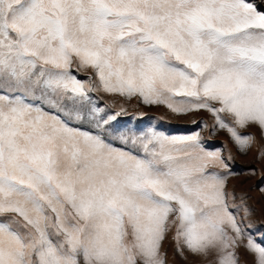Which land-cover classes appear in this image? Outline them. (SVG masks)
<instances>
[{"label": "snow or ice", "instance_id": "1", "mask_svg": "<svg viewBox=\"0 0 264 264\" xmlns=\"http://www.w3.org/2000/svg\"><path fill=\"white\" fill-rule=\"evenodd\" d=\"M221 130L264 162V0H0V264H264Z\"/></svg>", "mask_w": 264, "mask_h": 264}, {"label": "rangeland", "instance_id": "2", "mask_svg": "<svg viewBox=\"0 0 264 264\" xmlns=\"http://www.w3.org/2000/svg\"><path fill=\"white\" fill-rule=\"evenodd\" d=\"M88 74L83 73L79 76L80 79H84ZM103 99L101 103L107 102L116 104L123 103L130 115L122 118L120 121L121 125H125L131 122L132 113H145V117L142 123H138L139 127H143L146 124H157L160 130H163L169 134H179L195 131L201 126L194 125L193 119L204 118L208 121V124H212V118L206 112H200L198 114L188 116H176L163 105L145 106L139 103L135 98L132 101H126L124 98L119 96H110L107 94H100ZM135 105V107H133ZM248 132H253L259 137V131L255 128L247 129ZM201 134L208 138V130L202 129ZM211 144L219 146L221 143L227 144L235 155V166L234 171L241 172L242 169L254 167L260 170H264V162H260L256 159L257 149L254 147L248 154H240L237 152L235 145L229 140L228 135L224 131H218L215 136L210 138ZM257 184L264 186V181H261L259 175L257 176H246L239 175L231 177L229 180V187L234 188L239 193L247 194V207L250 210L251 215L248 220L252 224L250 231L259 240V234L264 233V193H261ZM163 251L166 253L168 264H202L200 257L194 256L190 253H186V258H182L175 252L174 242L169 237L163 244ZM240 257L242 262L246 264H253V256L247 254L243 248L240 249Z\"/></svg>", "mask_w": 264, "mask_h": 264}]
</instances>
